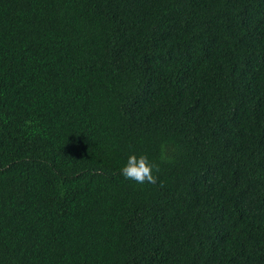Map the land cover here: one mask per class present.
<instances>
[{"label":"trees","instance_id":"trees-1","mask_svg":"<svg viewBox=\"0 0 264 264\" xmlns=\"http://www.w3.org/2000/svg\"><path fill=\"white\" fill-rule=\"evenodd\" d=\"M0 264H264V0H0Z\"/></svg>","mask_w":264,"mask_h":264},{"label":"clouds","instance_id":"clouds-1","mask_svg":"<svg viewBox=\"0 0 264 264\" xmlns=\"http://www.w3.org/2000/svg\"><path fill=\"white\" fill-rule=\"evenodd\" d=\"M155 166L149 161L146 155H129L126 164L121 169L122 176L138 184H156L157 177L154 176L153 168ZM158 171L159 169L156 168Z\"/></svg>","mask_w":264,"mask_h":264}]
</instances>
